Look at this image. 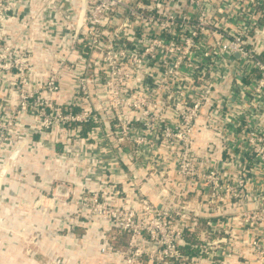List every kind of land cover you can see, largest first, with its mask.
Wrapping results in <instances>:
<instances>
[{
  "label": "built area",
  "instance_id": "built-area-1",
  "mask_svg": "<svg viewBox=\"0 0 264 264\" xmlns=\"http://www.w3.org/2000/svg\"><path fill=\"white\" fill-rule=\"evenodd\" d=\"M21 1L0 0V21L33 22L20 18ZM51 1L54 23L68 29L35 90H19L15 113L31 109L30 133L51 147L44 168L57 170L39 203L71 206L59 231L87 228L92 243L95 225L107 264H264V0ZM15 49L0 69L20 82L33 51L27 41ZM198 125L217 139L203 152L188 140ZM20 140L16 154L29 144ZM160 142L169 150L152 157ZM112 233H127L129 246L114 247ZM186 233L199 253L182 251Z\"/></svg>",
  "mask_w": 264,
  "mask_h": 264
},
{
  "label": "crops",
  "instance_id": "crops-1",
  "mask_svg": "<svg viewBox=\"0 0 264 264\" xmlns=\"http://www.w3.org/2000/svg\"><path fill=\"white\" fill-rule=\"evenodd\" d=\"M21 2L24 6L21 8L20 18L23 15L30 17L32 13L35 16L33 22H20L23 29H25V26H23L24 23H27L29 27L34 26L35 32H26L25 29L22 30L24 34H20L19 37L22 42L27 41L30 50L33 51L32 61L38 67L35 73L37 78L47 73L46 69L48 70V66L55 64L57 59L56 47L61 36H59L60 31H65L68 27L62 26L60 28L54 23L57 15L55 14L56 9L53 8L51 0H38L32 2L30 5H27L26 0H22ZM17 28L16 26L14 30H17ZM30 122H27V125ZM33 135L35 138V134ZM28 142L29 146L23 147L17 154L13 151L10 159L6 160L8 162V170H5L4 174L6 177L4 180L8 178L9 174L13 175L14 172H19L21 169L22 172L27 173V177L31 176L30 185L23 188L17 185L12 186V182L8 185L7 183L9 181H6V183L4 182V187L0 186L1 191H3V197L7 200L11 197L10 201H5L7 204L3 202L5 206L1 203V210L6 209L7 205H10V207L15 208L17 211L18 209L26 210V214L23 216L22 212L18 213L15 210L14 214L21 215L18 220L14 221V219H8L6 217V224L3 222L5 228L8 227V229L6 231L0 230L2 240L0 245V264H52L51 258L56 254H58L59 259L63 262L69 260L74 264H107V260L97 251L95 245L86 242L88 239L84 237V231L81 233L75 232L73 235L75 240L72 235H66L67 231H59V225L65 222L71 213V206H64L60 203L53 202V208H50L49 205L51 202L49 200L39 203L42 192L41 188L47 185V181L51 179L54 171L57 169L48 168L46 170L44 168L45 159L51 157L52 150L50 146H46V143L40 146L33 140H29ZM229 144L233 147V152L241 154V144L238 138L234 137V139L230 140ZM229 152L231 150L227 149V153L221 152L219 157L221 154L223 157H226ZM17 176L15 177L17 178ZM9 194L12 196L7 197ZM15 195L17 197H14ZM33 197L35 198V205L34 200H32ZM18 198L21 199L18 200ZM3 213L6 212L4 211ZM25 224L29 228L32 227L35 231V246L39 247V249L36 251L37 253L35 252L34 259L29 258L27 256L29 252L22 251L19 247L20 245L17 244V238L20 232H13L18 225Z\"/></svg>",
  "mask_w": 264,
  "mask_h": 264
},
{
  "label": "rangeland",
  "instance_id": "rangeland-1",
  "mask_svg": "<svg viewBox=\"0 0 264 264\" xmlns=\"http://www.w3.org/2000/svg\"><path fill=\"white\" fill-rule=\"evenodd\" d=\"M16 26L22 30H25L21 27V25L19 26V24L17 25L16 20H8V21H0V36L4 33V32H8L7 34H10L7 36L6 38V44H8V50H5L4 52L0 51V56L2 55H6V57H8V53L7 52H12L15 49V45L19 44L22 42L21 38L19 37V35L21 34V32L19 31V29L17 28V30H14L16 28ZM2 43V42H0ZM2 64L4 62H1ZM8 69V70H7ZM6 71L1 72L0 69V186L4 187L6 181L8 182L7 184L13 186V185H17V186H22L23 188H25L27 185H30L29 182L31 180V176L29 177H25L24 179H19L16 178V175H19V172H14L13 175H8V178L6 180L3 179L6 177L5 174H3V170H8L7 168V164L8 162L6 160L10 159L11 153L15 150V143L16 142H20L22 138H25L26 140H37L38 137L35 138L33 137L34 135L30 133L29 129L30 126L27 125L29 121H31L33 123V125L35 124V116L32 115L30 113V110H28V112H17L15 113V107L18 105V103L20 102L19 100V90L20 93L22 95H25L29 92V90L32 89V91L35 90V78H36V72H37V66L32 62L30 64V77H24L21 78V81L15 82V79L13 78V69L11 70L10 68H7ZM42 71V70H41ZM44 71V70H43ZM46 71H48L46 69ZM35 114V113H34ZM3 123V124H2ZM3 125H5L7 128L5 129L3 127ZM27 125V126H26ZM210 129V130H209ZM7 132H6V131ZM225 131V129H223ZM35 134V133H34ZM33 137V138H32ZM37 138V139H36ZM2 140L6 143H3ZM188 140H190L191 144L190 146H192L193 149H196L197 152H203L204 151V147L202 145V142L204 143V145L206 146L209 142L206 143V141L209 140H217L216 136L212 133V127L211 126H203V125H198L197 127L194 128L193 134H191V136H188ZM28 144V143H27ZM211 144V143H210ZM218 144V143H217ZM159 145V146H158ZM158 145H156V148L158 150H156L155 152H153L151 155L153 156H161L164 157V153H165V148L167 150H169L168 147H166V145H164V142H160ZM29 145H26L25 147H27ZM222 146H225V144H223V142L219 143V146H216V152L221 153V152H227V148L224 149L222 148ZM221 147V148H220ZM155 148V149H156ZM141 153V152H140ZM169 154V151L166 152ZM153 161V160H152ZM172 161H174V159L167 158L163 159L162 163L163 165V169L165 170H169V172H173L175 165L174 163H171ZM147 165H151L152 167H155L156 170L159 169V166H154L153 164H151V162L149 163V161L146 162ZM163 169H160V171L163 172ZM5 173V172H4ZM5 182V183H4ZM19 184V185H18ZM3 190V189H2ZM1 191V187H0V205L1 203L3 204V202H5L7 199L3 197ZM12 195H8L7 197H10ZM14 197H17L16 195ZM11 197L7 200L10 201ZM21 198H18V200H20ZM32 200H34V205H35V198L33 197ZM5 204H7L5 202ZM4 205V204H3ZM5 206V205H4ZM15 208L10 207V205H7L6 209L1 210L0 208V230L6 231L8 229V227L5 228L6 224V217L8 219H14L18 220L21 215L20 214H14L15 213ZM6 213H3V212ZM17 211V210H16ZM26 210H19L18 209V213H23L22 216L24 214H26L25 212ZM50 211V210H49ZM18 215V216H17ZM2 222V224H1ZM3 222H5L3 224ZM8 225V224H7ZM94 227H96L95 225H93ZM14 227V226H13ZM92 226H90V230L89 231V235L92 237V243H94V232L93 229L94 228ZM87 228H76L75 232L77 233H81L84 230H86ZM14 231H19L21 232V235L17 238V244H19L20 249H22V251L24 252H29L27 253V256L31 259L35 258V252L39 249V247L35 246V231L33 230L32 227H28L26 224L25 225H18L14 230ZM2 234V233H1ZM195 235V234H194ZM112 242L114 241L116 243V245L118 246V248L122 249V248H127L129 246V235L127 233H112L110 235ZM1 235H0V245H1ZM37 253V252H36ZM153 264H160V262L155 261Z\"/></svg>",
  "mask_w": 264,
  "mask_h": 264
},
{
  "label": "trees",
  "instance_id": "trees-1",
  "mask_svg": "<svg viewBox=\"0 0 264 264\" xmlns=\"http://www.w3.org/2000/svg\"><path fill=\"white\" fill-rule=\"evenodd\" d=\"M87 127H85V130ZM186 241H187V243L181 247V249L184 253H186L188 255H193L195 253H199V251H200L199 247L200 246L198 244L200 242L198 240H196L195 235L193 233H186ZM195 244L197 246H194ZM113 245H114V247L118 248V246L116 245V243L114 241H113Z\"/></svg>",
  "mask_w": 264,
  "mask_h": 264
}]
</instances>
